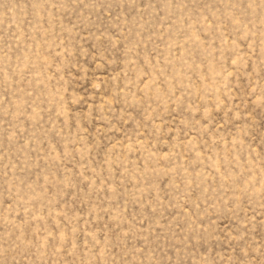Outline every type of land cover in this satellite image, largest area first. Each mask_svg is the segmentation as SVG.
<instances>
[{"label":"rangeland","instance_id":"374dc122","mask_svg":"<svg viewBox=\"0 0 264 264\" xmlns=\"http://www.w3.org/2000/svg\"><path fill=\"white\" fill-rule=\"evenodd\" d=\"M0 264H264V0H0Z\"/></svg>","mask_w":264,"mask_h":264}]
</instances>
